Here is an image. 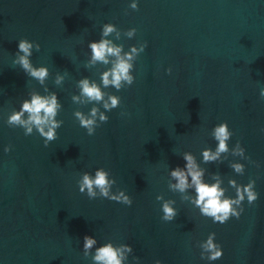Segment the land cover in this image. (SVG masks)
<instances>
[{
    "label": "water",
    "instance_id": "95a60500",
    "mask_svg": "<svg viewBox=\"0 0 264 264\" xmlns=\"http://www.w3.org/2000/svg\"><path fill=\"white\" fill-rule=\"evenodd\" d=\"M106 25L114 31L105 36ZM22 39L40 45L29 59L47 67L43 84L14 63ZM105 40L121 57L137 49L134 83L119 91L102 81L117 58H92L89 44ZM83 79L100 88L102 101L82 94ZM262 89L264 0H0V264H96L97 249L109 243L132 247L122 264H264ZM33 95L57 97L55 120L63 123L47 147L35 127L25 136L7 125ZM109 96L121 100L111 111L103 107ZM93 108L100 126L89 136L75 114L91 119ZM225 122L228 151L205 162L203 153L218 147L214 127ZM185 155L204 183L219 182L223 198H235L230 182L255 180L258 199H245L238 220L213 223L190 176L185 191L174 187L171 172H187ZM99 169L116 181L111 194L124 191L131 206L79 192L83 173ZM165 202L178 213L171 222L161 219ZM211 233L223 257L210 262L200 245ZM85 236L97 241L87 255Z\"/></svg>",
    "mask_w": 264,
    "mask_h": 264
},
{
    "label": "clouds",
    "instance_id": "9594fccd",
    "mask_svg": "<svg viewBox=\"0 0 264 264\" xmlns=\"http://www.w3.org/2000/svg\"><path fill=\"white\" fill-rule=\"evenodd\" d=\"M130 7L133 10H138L137 3L133 2ZM114 28L111 25H106L104 28V35H108L113 32ZM136 34V29H131L128 32L129 36ZM109 41H101L100 43H90L89 47L92 51V58L96 61H103L108 63L106 60V55L115 56L117 58L115 65L110 72H105L102 81L105 87L112 85L117 91L121 89L122 82H126L128 86L134 83V76L132 75L134 64L129 63L133 60V57L137 55L136 47H132L130 53H126L124 57L120 56L121 48L110 47ZM147 47L146 43L140 45V52L142 53ZM33 48L35 51H40V45L35 42H29L26 39H22L18 42V53H23V55H18V60L14 63H19L22 70L26 75L31 78L38 80L43 84L44 80L48 76L47 67H34L30 61V57L33 54ZM168 73H171V69H168ZM111 76V79H109ZM80 86L82 88V94L86 96L89 101H102L103 94L96 86V84L89 85L87 79L80 81ZM261 97L264 98V89L261 90ZM108 100L110 103L105 102L104 109L111 111L120 105V97L109 96ZM57 104L56 95H52L51 98L43 97L40 95H33L30 100H24L21 104L19 111H14L7 119V125L12 128L21 127L25 129L24 135L30 136L33 132V127L44 139L45 147L54 140L57 139V129L61 127L62 121L57 123L55 117L57 115ZM97 109L93 108L91 111V119L86 118L81 113L77 112L75 115L79 120V125L86 129L87 134L92 136L95 134L96 128L100 124L96 123ZM25 113H27V118L25 119ZM99 119L102 123L108 122V116L103 113L100 114ZM101 123V124H102ZM47 128V131L45 130ZM214 139L218 141V147L215 152L207 150L203 153L205 162L216 161L221 153L228 151L227 142L232 137L233 133L229 130L228 124L221 123L214 127L213 131ZM237 154L248 159L245 156V149L241 147L239 143L236 144ZM12 150L11 145L4 148V152L8 153ZM184 160L187 162L185 168L187 172L182 171L180 167H176L171 175L177 181L174 185L175 188L183 192L189 186L188 177H191V183L195 188L197 194L196 203L197 205H202L201 212L203 215L211 218L213 223L225 224L231 218H236L237 220L242 215L244 208L242 207L243 202L247 199L249 205L256 202L258 199V193L255 191V180H250V182L245 185H236L235 182H230L233 187L236 188L235 198H223L225 196L224 190L220 187L219 182L215 184L204 183L202 177L204 173L198 169L197 165L193 161V158L189 155L184 156ZM232 167L237 173L244 172L243 164H233ZM110 173L104 169H99L95 171L94 177L89 173H83L82 179L78 181L79 192L81 194H86L89 199L95 198L97 191L104 199L114 201L123 205L131 206L132 199L125 194L124 191H120L118 194H111L112 186L116 183L114 179L109 180ZM223 198V199H222ZM161 197H157V200ZM233 205L239 206V210L233 207ZM163 216L161 219L166 222L173 221L177 216V210L169 206L168 202L162 205ZM216 234H209L206 241L202 242L200 247L206 252L208 261H216L223 257V251L221 245L215 243ZM97 241L90 236H85L83 238V249L85 255L88 254V250L95 245ZM132 253L133 249L130 245H124L121 248H114L112 244H106L103 247L97 249L94 256L96 264H122L125 259L124 253ZM137 264H138V258ZM201 259L204 256L201 255ZM155 264H161L159 260Z\"/></svg>",
    "mask_w": 264,
    "mask_h": 264
}]
</instances>
